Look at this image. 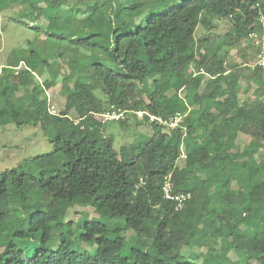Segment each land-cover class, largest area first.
<instances>
[{"label":"trees","instance_id":"16d2710c","mask_svg":"<svg viewBox=\"0 0 264 264\" xmlns=\"http://www.w3.org/2000/svg\"><path fill=\"white\" fill-rule=\"evenodd\" d=\"M72 1L0 0V12L53 10L50 28H35L49 46L15 51L1 68L0 127H40L54 146L0 178V242L10 238L0 264H264V69L249 54L264 0H112L84 13ZM42 72L53 91L39 96ZM111 106L148 140L116 148L101 121ZM137 111L186 118L170 128ZM240 133L251 139L243 151ZM167 178L192 195L180 211L162 193ZM75 207L99 218L76 231Z\"/></svg>","mask_w":264,"mask_h":264},{"label":"rangeland","instance_id":"374dc122","mask_svg":"<svg viewBox=\"0 0 264 264\" xmlns=\"http://www.w3.org/2000/svg\"><path fill=\"white\" fill-rule=\"evenodd\" d=\"M78 1L73 0L68 5L71 7L73 5L76 6ZM90 2L104 3L108 6L112 5V0H83V4L80 7L83 13ZM182 2L183 0L179 1L175 7H180ZM71 10L72 8H70ZM52 11V9H46L44 7L43 14L38 16L32 13V8L26 11L21 4L0 12V68L2 65L9 63L11 57H14L15 51L22 49L28 52L38 49L39 46L40 48L49 46L45 44L47 35L40 34L35 28H43L44 30L50 28L49 23ZM54 14H56V11ZM15 19L19 22L16 23ZM226 29L227 24L222 22L213 37L215 38L218 35L225 34ZM206 34V30L200 27L197 32V37H202ZM238 49L239 47L232 51V56L235 61L241 62V55L238 53ZM249 51V54L251 53L250 55L252 56L251 58L255 61V51L253 49ZM70 60L85 61V59L83 60L82 54L79 56H71ZM253 62L251 61V63ZM22 65L24 70L26 65L24 63ZM62 67L66 70L68 69V66L64 64ZM43 75L44 72L33 74L35 84L31 88L39 96H44L45 93L47 94L53 91V89L47 90L45 84V78L47 79L49 75L46 74L45 78H43ZM62 103H64V98H57V101H55L57 108ZM139 132H141V135L138 134ZM106 133L113 136V142L116 148L135 142L146 141L151 136L149 128L142 127L138 129L133 119L128 126H123V124L116 122L108 123L106 125ZM53 150V143L44 135V131L40 127L23 126L19 128L15 124L0 127V178L3 173L18 169L24 161L42 154L51 153ZM70 218L74 222V229L77 231L81 223L95 221L99 216L90 208L75 207L71 211ZM126 235L134 239V234L131 232L126 233ZM9 240L10 238L7 235L0 242V252L3 246L8 244ZM228 255L234 261L239 259V255L236 252H230Z\"/></svg>","mask_w":264,"mask_h":264},{"label":"built area","instance_id":"2783aa9c","mask_svg":"<svg viewBox=\"0 0 264 264\" xmlns=\"http://www.w3.org/2000/svg\"><path fill=\"white\" fill-rule=\"evenodd\" d=\"M259 20L261 24L264 25V15H261ZM249 39L252 41L253 45L257 48L258 51L256 60L252 65V67L253 68L260 67L264 69V34L252 32L249 34ZM22 66L23 65L21 64L20 66L15 68L17 74L22 69ZM199 72L204 73L205 71L204 69H200V71H197L195 68L192 67L190 68L189 73L193 76H196ZM49 112L52 115H56V116H58L60 113L59 109L54 104L50 106ZM134 114L138 119H145L146 117H149L150 122L160 123L170 128H177L180 127L181 125H184L186 118V115L177 114L169 119H163L161 117L151 115L150 113L145 111H137ZM127 118H128V112L115 106H111L108 111H106L101 115V121L103 124H108L111 122H121L126 120ZM181 156L183 158H186L184 152H182ZM161 190L164 195V198L168 201H172L175 204L176 211L182 210L186 205V203L192 198V195L190 193L176 194L174 192L173 186L169 178L165 180Z\"/></svg>","mask_w":264,"mask_h":264},{"label":"crops","instance_id":"0c3cea01","mask_svg":"<svg viewBox=\"0 0 264 264\" xmlns=\"http://www.w3.org/2000/svg\"><path fill=\"white\" fill-rule=\"evenodd\" d=\"M41 29H43V28H41ZM44 30V29H43ZM40 34H44V35H46L44 32H42V33H40ZM47 37V36H46ZM47 40V39H46ZM47 42V41H46ZM45 44H47V43H45ZM8 64H12V65H15V62H13V61H10L9 60V63H7V64H5V65H2L1 66V68L2 67H4V66H7ZM22 64V63H21ZM1 68H0V71H1ZM47 74V73H46ZM45 73H44V75H43V78H45V75H46ZM244 97V96H243ZM64 102H65V99H64ZM251 139H250V137L248 136V135H246V134H243V133H240L239 135H238V138H237V140H236V147H237V149L238 150H240V151H243L244 150V148L246 147V146H249V144H250V141ZM264 153V150H259V152H258V154L259 155H262Z\"/></svg>","mask_w":264,"mask_h":264}]
</instances>
